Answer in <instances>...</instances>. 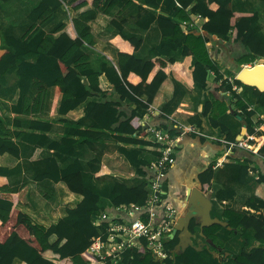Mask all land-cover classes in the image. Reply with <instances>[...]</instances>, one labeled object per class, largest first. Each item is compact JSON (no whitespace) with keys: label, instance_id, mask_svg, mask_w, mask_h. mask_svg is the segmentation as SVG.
Returning a JSON list of instances; mask_svg holds the SVG:
<instances>
[{"label":"trees","instance_id":"obj_1","mask_svg":"<svg viewBox=\"0 0 264 264\" xmlns=\"http://www.w3.org/2000/svg\"><path fill=\"white\" fill-rule=\"evenodd\" d=\"M257 1L262 4L264 14V0ZM141 2L153 10L143 9L144 16L137 21V25L142 29H148L154 21L157 23L161 43L153 47V58L157 56L167 58L165 61L156 60L159 68L150 81L148 77L155 67V61L152 59L144 61L137 57L136 52L142 45V39L124 31V19H112L111 25L116 30L115 36L127 43L133 52L118 51L117 67L108 61L99 60L100 65L96 69L86 52L95 45L90 22L98 13L108 14L115 7L123 13L132 5L131 0H39L28 12L27 18L31 24L20 38L0 37V50L3 51L0 55V79L9 72H14L17 81L14 93L17 100L11 105L12 113L25 117L40 112L43 109L45 92L48 88L54 87L57 94L61 95L59 114H67L84 104L82 119L91 123L90 126L82 127V119L78 121L63 119L66 130L61 141L57 142L47 138L46 134L51 128L50 122L42 119L32 120L28 131L30 133L26 139L40 147H51L57 157L68 154L76 145L81 144L95 153V157L88 163L89 174L84 171L77 156L64 168L59 167L55 156L30 162L35 181L49 179L54 183L60 182L70 193L81 197L75 207L66 208L64 216L47 228L33 223L26 214L16 209L17 203L27 204L24 190H13L6 180L7 169L0 168V264H13L14 259H19L21 264H114L110 258L102 260L87 252L92 239L102 236L106 228L105 223L99 227L94 226L91 219L106 208L129 204L145 205L149 183L153 178V172L148 166L160 157L161 153L158 151V144L144 139L147 132L141 126L140 120L148 113L161 84L171 76H168L164 69L168 64L179 62L176 55L192 58L191 77L198 89L204 90L209 83H213L215 91L224 90L232 96L230 101L234 106L232 110L228 103L220 101L212 94L206 99L202 116L207 118L213 130L224 134L228 142H235V135L217 120L219 114L230 112L231 115L246 120L247 131L244 138L264 135V130L255 129L252 120L255 112L248 109L247 101L233 89L234 85L243 84L236 79L232 81L224 79L221 73L224 68L219 62L211 59L206 47L207 36H215L226 42L241 43L246 53L238 58L237 64L254 66L264 64L261 62L256 64V61L264 59V33L260 25V13L236 12L232 10L231 0H141ZM211 4H215L216 9H212ZM62 5L69 6L75 12L72 20L76 33L74 38L67 34L66 25L62 22L57 23L49 31L45 30L54 20L56 10ZM158 8L161 13L156 15L155 10ZM191 16L207 19L200 30L204 35L194 34L191 31L193 29H189ZM208 72L212 74V82L208 79ZM171 81L172 96L163 104V112L169 108L182 87L176 80L171 78ZM31 88L36 91L33 98L28 96ZM249 88L264 114V92L255 87ZM112 94L116 97L113 98ZM189 122L200 128L199 117L190 119ZM256 123L261 124L263 121ZM13 127L20 128V122L14 121L13 125H10L9 120L0 115V154L7 153L16 157L19 151L12 137H25L26 133L13 131ZM156 128L172 137L180 134L178 129L166 125ZM108 134L118 145V152L136 168L140 180L134 186L115 183L111 197L104 202V199L95 193L91 181L92 175L100 170L105 143L103 137ZM191 135L196 136L193 133ZM146 146L153 148L149 159L142 157V151ZM259 152H264V145ZM249 165L250 161L246 159L233 164L238 170L239 183L244 182ZM171 167L169 166L168 170ZM212 177L211 165L197 175L203 192L210 188ZM164 185L167 190V181H164ZM38 192L48 201L55 198L53 189L40 187ZM232 195V191H223L222 194H217L216 198L221 200ZM163 197L167 200V195ZM247 206L260 211L264 209V202L251 198L247 201ZM223 216L246 243L252 239L264 243L262 214L225 209ZM143 218L147 219V216ZM198 227L199 222L191 219L190 232L195 233ZM218 228V225H213L203 229V234L214 244L213 249L219 254L218 257L212 258L213 264H264V246L257 248L251 245L248 248L244 247L240 254H233L224 250L222 242L214 235ZM234 230L230 232L232 236L235 235ZM104 237L105 235L103 239ZM143 243L140 248L123 252L121 260L116 264H199L201 253L191 247L182 253L172 254L178 243L176 235L171 239L167 238L163 245L167 254L165 259L156 260L146 249L144 240ZM226 253L228 254L225 256Z\"/></svg>","mask_w":264,"mask_h":264},{"label":"crops","instance_id":"obj_2","mask_svg":"<svg viewBox=\"0 0 264 264\" xmlns=\"http://www.w3.org/2000/svg\"><path fill=\"white\" fill-rule=\"evenodd\" d=\"M39 0H8L6 2L0 1V37L3 39L6 36H14L20 38L29 28L31 22L27 15L32 6ZM132 5L127 7L123 13L119 8L115 7L110 13H98L96 18L90 22V31L93 34L95 45L88 48L86 52L91 57V62L94 68H98L100 61H108L114 67H117V52L132 53V48L122 42L116 35V30L111 25L112 19H124V31L135 37L142 39V45L136 52L137 57L144 61L152 59L155 61V67L148 77L150 81L159 68L157 59L165 61V57H154L152 49L158 46L161 42V34L157 29V23L154 21L148 29H142L137 25V21L144 16V10H153L144 5L141 0H131ZM212 9H216L215 4H211ZM232 10L236 12H251L258 11L260 13V25L264 33V14L263 7L257 0H231ZM156 15L161 11L158 8L155 10ZM54 20L46 26L45 30H51L57 23H64L66 25L65 31L74 38L76 33L73 28L72 20L75 12L66 5H62L54 14ZM207 19H200L196 16H191V23L188 24L189 29L194 34H202L201 26ZM184 23V22H183ZM206 35V34H205ZM208 40L206 47L208 49L211 59L220 63L224 79H232L226 74L234 72L237 66L238 58L242 57L246 50L241 43L226 42L216 38L215 36H207ZM3 51L0 50V55ZM179 57V62L168 64L164 69L166 74L170 76L162 84L157 92L152 105L149 108L147 118L140 120L141 126L160 127L163 125L178 129L180 135L178 146L175 149V163L167 173V201L174 207L176 212V219L185 215L187 205L186 198L193 188H198L204 195H207L212 203L211 217H215L222 222H226L227 226L218 225L219 228L215 232V236L222 242L223 249L233 254H240L244 247L248 248L251 245L261 248L264 243L252 239L246 241L240 236L239 232L233 229L227 218H224V210L242 212L248 211L252 214H262L264 216V209L255 211L247 206V201L251 198H256L264 202V152H259V149L264 145V135H256L252 138H243L241 140H248L247 148H238L230 146L225 143V135L213 130L207 121L206 117L202 116L203 107L206 99L210 94L220 101L229 104L232 110L233 105L230 104L232 96L227 91H215V85L209 83L204 90L198 89L191 77L192 58ZM100 60V61H99ZM242 67H252L243 65ZM242 69V68H241ZM171 78L176 80L182 87L174 97L173 102L169 108L163 112L162 106L172 96L173 83ZM208 79L212 82V74H209ZM16 77L14 72H9L5 77L0 79V115L9 120L10 125L14 121H18L21 127H13V131L24 132L25 137H12V141L17 145L19 155L14 157L10 154H0V168L7 169L8 176L6 178L9 186L15 191L24 190V198L27 204H16V209L26 214L33 223L41 225L45 228L56 224L65 214L66 208H73L80 201L81 197L70 193L66 187L58 182L54 183L52 180L45 179L40 182L34 180V172L30 167V162L37 161L42 158L55 156L60 168H64L69 162L77 156L80 164L86 173H90L88 167L89 161L95 157V153L88 149L84 144L76 145L68 154H62L60 157L56 156L51 147H40L31 143L26 136L29 135L30 121L42 119L50 122V132L47 133V138L50 141H61V137L65 133V125L62 120L78 121L84 117V104L78 106L76 109L69 111L67 114L61 115L58 113V106L61 95L57 94L56 88H48L45 92V101L43 102V109L29 116H20L11 112V105L17 100L15 96L16 91ZM233 89L247 101L248 109L253 110L252 117L256 131L264 130V114L258 106L257 98L253 95L249 86H233ZM36 96V91L31 88L28 93L29 98ZM111 96L116 97L112 94ZM33 100V99H32ZM127 105L126 108L127 111ZM199 117L201 121L200 128H196L195 123H190V119ZM243 117H236L230 112L219 114L217 120L229 128L231 133L235 135V140L242 129ZM263 121L258 124L256 122ZM82 127L90 126L88 120H81ZM193 128L194 132H188V128ZM263 128V129H262ZM146 132V130H144ZM196 131V132H195ZM35 133V132H34ZM196 134L192 136L191 134ZM201 138L203 140H201ZM146 141H151L147 136ZM251 139V140H250ZM104 148L101 156V167L97 173L92 175L91 184L94 187L95 193L99 195L103 201L111 197V190L115 183H124L128 186H134L140 180L136 173V168L133 167L128 160L118 152V145L111 139L110 134L104 135ZM227 141V140H226ZM251 141V142H249ZM34 144V145H33ZM130 149L131 146H125ZM151 146H146L142 151V157L149 159L151 157ZM250 161L249 171L245 176L243 183L238 182V170L233 164L236 161L243 160ZM209 165L213 169V177L211 186L206 192L200 188L197 175L205 170ZM40 187L53 189L55 198L53 201L44 199L38 189ZM65 190L67 193H65ZM223 191H232L233 195L230 198H222L218 200L217 194ZM222 196V195H219ZM156 212L161 215L160 210ZM234 230L235 235L232 236L230 232ZM193 234L194 245H203L198 263L199 264H213L212 258L215 257L207 251L205 246L209 245V249L214 251V244L206 237L200 235V229L197 228ZM172 235L167 238L171 239ZM205 236V235H204ZM166 242V240H165ZM164 242V243H165ZM217 252V251H216ZM13 264H21L19 259H14Z\"/></svg>","mask_w":264,"mask_h":264},{"label":"built area","instance_id":"obj_3","mask_svg":"<svg viewBox=\"0 0 264 264\" xmlns=\"http://www.w3.org/2000/svg\"><path fill=\"white\" fill-rule=\"evenodd\" d=\"M148 114L144 117L147 118ZM145 130L150 140L158 144V151L161 153V156L148 166L153 172V178L149 183L145 205L120 206L113 212L104 211L92 216L93 225L99 227L105 223L106 228L102 236L92 239L87 252L102 260L110 258L114 264L121 260L123 252L144 245L143 240L146 249L156 260L165 259L167 254L163 245L176 220L174 207L163 196L166 195V171L175 162L174 154L180 135L172 137L156 127L146 126ZM187 131L194 132L191 127ZM229 144L239 148L248 147L243 140ZM156 210H160L161 215ZM144 215L147 219L143 218Z\"/></svg>","mask_w":264,"mask_h":264},{"label":"water","instance_id":"obj_4","mask_svg":"<svg viewBox=\"0 0 264 264\" xmlns=\"http://www.w3.org/2000/svg\"><path fill=\"white\" fill-rule=\"evenodd\" d=\"M247 68L243 67L238 75H236L235 79L240 81L242 84H245L250 87H255L259 91L264 92V89H262L263 83H257V82H251L247 78H244L246 75ZM209 74V72H208ZM261 84V85H260ZM242 121V129L240 134L237 136V140H241L243 136H245L247 131V122L246 120ZM186 205L187 209L185 212V215L183 217H180L175 221L174 229L172 230L171 237H174L175 235L178 238V243L175 246L172 254L175 255L177 253L184 252L187 248L191 247L196 251H201L203 245H194L192 239L193 234L189 230V225L191 219H196L199 222V229H200V235L204 238L203 229L205 227H210L213 225H222L227 226L226 222H222L219 219L215 217H211V209H212V203L207 195H204L201 190L198 188H193L190 191V194L186 198ZM207 250L216 258L218 257V252L212 251L209 249V245L205 246ZM228 253L225 254V256Z\"/></svg>","mask_w":264,"mask_h":264},{"label":"bare ground","instance_id":"obj_5","mask_svg":"<svg viewBox=\"0 0 264 264\" xmlns=\"http://www.w3.org/2000/svg\"><path fill=\"white\" fill-rule=\"evenodd\" d=\"M246 68L247 71L244 78H247L251 82L263 83L262 89H264V64H258L253 67H246ZM240 71L241 70H239V72Z\"/></svg>","mask_w":264,"mask_h":264},{"label":"clouds","instance_id":"obj_6","mask_svg":"<svg viewBox=\"0 0 264 264\" xmlns=\"http://www.w3.org/2000/svg\"><path fill=\"white\" fill-rule=\"evenodd\" d=\"M196 132V131H195ZM176 136H178V135H176ZM225 143H228V141H226V140H223ZM239 141H241V140H239ZM236 142H238V141H236L235 140V142L234 143H236ZM230 143H232V142H230ZM234 143H232V144H234ZM230 145V144H229ZM247 145H248V140H247ZM230 146H233V145H230ZM236 147V146H235ZM239 148V147H238ZM175 163V162H174ZM169 171V170H168ZM168 173V172H167ZM166 179H167V174H166ZM166 179H165V181H166ZM166 195H167V190H166ZM167 201V200H166ZM168 202V201H167ZM129 205H131V204H129ZM134 205V204H133ZM121 206H128V205H121ZM118 207H120V206H118ZM118 207H114V208H106V209H103V210H101L100 212H104V211H108V212H113L116 208H118ZM177 220V219H176ZM175 220V221H176ZM91 221H92V219H91ZM93 224V223H92ZM174 225H175V223H174ZM95 226V225H94ZM97 227V226H96ZM173 229H174V226H173ZM172 229V230H173ZM171 233H172V231H171ZM171 233L169 234V235H171ZM219 255V254H218Z\"/></svg>","mask_w":264,"mask_h":264},{"label":"rangeland","instance_id":"obj_7","mask_svg":"<svg viewBox=\"0 0 264 264\" xmlns=\"http://www.w3.org/2000/svg\"><path fill=\"white\" fill-rule=\"evenodd\" d=\"M260 62H261V63H264V59H261L260 61H256V64H258V63H260ZM246 65H247V64H246ZM242 66H243V65L237 64L236 68L234 69V72H231L232 74H226L227 77L229 76L231 79H235V77H236L237 73L239 72V70H240L241 68H243ZM248 66H254V64H253V65L248 64Z\"/></svg>","mask_w":264,"mask_h":264}]
</instances>
